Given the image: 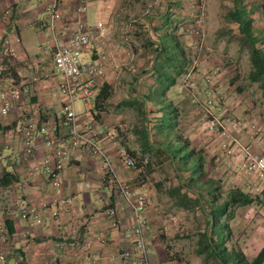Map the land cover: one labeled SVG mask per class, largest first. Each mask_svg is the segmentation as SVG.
<instances>
[{
    "label": "crops",
    "instance_id": "1",
    "mask_svg": "<svg viewBox=\"0 0 264 264\" xmlns=\"http://www.w3.org/2000/svg\"><path fill=\"white\" fill-rule=\"evenodd\" d=\"M51 3L52 0H0V18L5 10L10 11V17L0 22V51L5 40L16 51V56L11 59L2 58L0 55V93L13 86L26 85L29 88L26 95L11 104L6 115H0V153L4 156L3 161H0V218L5 223L8 235V242L0 245V255L5 256V264H91L92 257H97V261L93 264H120L118 255L129 249L131 244L130 235L133 227L131 210L115 194L111 183L107 180L104 181L101 167L96 160L86 153L72 151L68 164L60 174L58 190L49 185L45 175L41 172L42 165L49 161L51 163L52 157L38 136L35 142V154L32 157L19 161L13 160L14 156L20 154L23 149L21 131L28 119L32 118L38 125L46 124L59 131L58 120L63 99L59 91L60 80L54 72L52 61L51 50L54 40L51 33L41 27L47 20L48 7ZM79 3L80 0L62 1V20L57 24L55 30L57 39H62L60 33H64L63 39L65 40V35L75 31L72 26V15L76 14ZM118 9L119 3L114 0H89L84 13L80 16L76 14V17L78 16L89 25H95L103 20L116 25L118 21L114 13ZM164 10L159 16L151 17L148 22H151L153 26L160 23L166 24L168 16L166 13L170 10L168 7H165ZM110 29L111 31L105 35V41L113 58L119 64L129 62L131 67L128 69L123 66L121 69L115 70L111 66H107L92 100L94 108L96 109L95 105L97 104L104 106L109 99L104 101L101 97L102 88L107 86L112 89L117 85L125 84L124 80H127L125 75L129 72L128 70L133 76L134 91L130 101L142 100V97L152 93L157 96L167 89L165 96L167 97L166 102H169L171 100L170 88L174 86L168 88L169 79L165 80L164 78L165 76L171 77V71L167 69L160 70V72L155 70L152 64L154 58L149 70L142 71L143 68L138 71L137 68H142L144 61L147 62L149 59L148 50L143 47L137 48L135 56L132 50L121 46L122 41L118 38L113 39V28L110 27ZM154 34L155 40L161 32L157 31ZM17 39L19 40L18 44H16ZM132 60H135V65L131 64ZM158 77L164 80H159ZM160 100L155 98L150 104L155 106V101L159 102ZM157 107H159L158 104ZM77 112L80 114L81 124L86 125L88 117L83 112L82 105ZM100 113L101 116L96 118L94 123L107 125L108 119L104 111H100ZM103 136L107 152L119 178L130 184L133 189L141 191L145 196L148 221L145 232L146 243L154 261L163 260L166 258V253L163 252V249L158 251V238L153 230L155 221L158 219L155 212L159 210L154 202V199L159 195L157 193L158 179L148 181L146 178L144 180L141 174L142 167L136 170L126 168L120 162V155L122 151H126V148L119 144L118 139H109L108 133H104ZM226 152L234 157L235 150L233 148ZM169 155L166 156L169 157ZM132 156L130 157L136 160V157ZM240 167L238 166V171L246 180L242 181V186H245L241 191L245 192L253 177L246 175ZM35 168L39 170L36 171ZM154 170L157 174L158 166ZM213 171L216 173V170ZM4 174H8L7 179L13 177L14 181L3 185L1 178ZM217 184L214 185V189L222 183L218 182ZM201 188L204 190L202 195L206 201L211 187L204 185ZM181 194H184L182 189ZM20 195H23L30 204L37 208L41 218L40 225L30 230L27 237H23L26 223L19 219L17 212ZM260 204L263 206L262 202ZM109 208H115L117 211L115 228L111 225L112 219L110 220L105 215ZM204 210L202 207L203 213ZM210 210L212 211L211 208ZM260 213L262 219L260 216L259 218L263 221L257 229V232L261 229L260 246L256 250L251 247L256 240L254 235H251L245 242L246 247L241 249L245 256L249 255L247 252L250 247L251 252L254 250L252 257H255L260 247L264 246V214ZM53 214L56 216L53 217ZM204 215L206 216V214ZM236 217V215H231V221ZM170 218L174 220V218ZM159 222H163L162 219ZM224 225L227 223L221 225L223 242L226 232L231 233V225H227L228 228H225ZM224 247L227 245L224 244ZM155 251L158 252L156 255ZM167 264L176 263L168 262Z\"/></svg>",
    "mask_w": 264,
    "mask_h": 264
},
{
    "label": "rangeland",
    "instance_id": "2",
    "mask_svg": "<svg viewBox=\"0 0 264 264\" xmlns=\"http://www.w3.org/2000/svg\"><path fill=\"white\" fill-rule=\"evenodd\" d=\"M114 1L119 3V9L114 13L118 22L116 25L107 20L101 23L113 28L114 40L118 38L122 41L120 37L127 31L129 40L121 46L132 50L135 56L137 48L143 47L148 50L149 59L147 62L144 61L142 68H137L138 71L143 68L142 71H147L152 67L155 45L158 44L174 53L177 65L181 66L177 70L180 74L170 70L175 82L174 87L170 88L169 95L179 112L176 118L177 126L173 132L180 136L181 143L186 142L188 149H193L194 153L201 157V164L192 172V179L190 173L182 170L183 167L178 160L162 155L151 158L148 154H141L140 147L143 142L141 131L146 121L144 117L147 116L150 122H153L160 114H151L154 107L150 103L142 106V101L139 100L131 104L130 99L134 91L130 70L125 75L127 79L124 80L125 84L110 89L109 99L104 106L97 104L99 108L96 110L104 111L109 127L116 131L119 144L126 148L129 156L134 155L137 162L141 163L138 167H142V178L144 180L147 178L148 181L158 179L159 195L154 202L159 210L154 211L158 219L153 230L158 238V251L163 249L166 253V258L160 262L217 264L211 259L205 263V254L196 253L200 235L208 226V217L202 212V207L209 213L210 208L219 207L228 199L230 193L242 190L245 186H242V181L246 180L238 171V166H242L243 161L240 153L236 151L237 146L246 148L251 155L264 156V88L259 83L249 80L251 66L248 47L237 39V26L230 23L227 15L234 10L235 1L245 3L247 8L252 10L253 30L264 32V0H202L200 27L196 24L200 0ZM165 7L170 10L166 13L168 15L166 24L151 25L148 20L163 13ZM191 29H200L201 36H195ZM157 31L161 34L154 40V33ZM149 38L153 39L152 42ZM200 39L201 48L197 46ZM175 49L181 53L177 54ZM195 59L199 60L196 66H193ZM162 60L164 61V56ZM134 63L135 60H132L131 64L135 65ZM155 67H160L159 62ZM205 90L209 91L213 99L208 108L202 105L206 96ZM193 99L197 104H191L190 100ZM79 107L80 104L77 103V110ZM212 116L220 119L225 130L208 128ZM229 119H234L240 125L229 127ZM232 148L235 150L234 157L226 152ZM156 166L157 174L154 170ZM240 169L242 170L241 167ZM213 170H216V173ZM218 182L222 184L214 189ZM180 184L187 185L197 193L204 191L202 186H210L211 192L209 191L207 197L210 201L208 202V199L204 201L203 197L204 204L201 207L194 202L196 198L194 193L188 196L189 202L180 201L181 190L176 192ZM171 191L173 196L169 194ZM246 191L242 192L248 194ZM249 196L254 202L248 206H227L220 218V224L231 225V233L225 234L224 244L227 245L225 249L234 253L240 260L251 261L254 258L252 257L254 250L251 252V247L256 250L261 243V229L259 233L257 229L263 221L260 213L261 200L253 195ZM231 215L237 216L234 221H231ZM160 219L163 222H159ZM251 235L256 239L255 244L248 249L249 255L245 256L241 249L246 247L245 242ZM263 248L264 246H261L258 252ZM157 253L155 251V255ZM151 259L154 261L152 257Z\"/></svg>",
    "mask_w": 264,
    "mask_h": 264
},
{
    "label": "built area",
    "instance_id": "3",
    "mask_svg": "<svg viewBox=\"0 0 264 264\" xmlns=\"http://www.w3.org/2000/svg\"><path fill=\"white\" fill-rule=\"evenodd\" d=\"M63 0H52L48 7L47 20L41 25L48 30L54 40L52 47V61L54 72L58 76L59 91L62 97L61 111L59 117V131L50 128L46 124L38 125L30 118L22 127L21 137L23 149L20 154L14 156L13 160H25L35 154L37 136L42 141V145L50 152L52 162H45L41 167V172L45 175L49 185L54 189L60 188V174L68 164L72 151L86 153L89 157L96 160L101 167L104 181L111 183L112 188L117 196L131 210L133 220L132 232L130 235V248L118 255L120 264H167L160 261H153L146 243L145 232L148 226L146 217V199L141 191L133 189L130 184L121 180L113 166L112 160L107 152L104 141V133H108L109 139L116 138L117 134L106 124L96 125V118L101 116L100 111L96 110L92 100L96 94L101 79L104 76L107 66L115 70L123 66L130 68L129 62L119 64L112 56L105 35L111 31L103 23L98 22L95 25H89L87 22L79 19L78 16L86 10L87 1L80 0L76 9V14L72 15V26L75 30L71 34L65 35L60 33L57 39L55 32L57 24L62 20L61 4ZM199 5V15L196 24L202 23L203 4ZM10 17V11L5 10L2 13L0 22ZM198 28V27H197ZM195 36H201L200 29H191ZM122 43H127L129 38L127 31L121 35ZM19 40H16V44ZM199 48L202 47V39L197 43ZM0 55L2 58H14L16 51L10 43L5 40L2 44ZM199 59H195L194 65ZM213 76V75H212ZM211 76V77H212ZM29 92L26 85L13 86L9 90L0 93V115L8 113L11 104L19 101ZM207 94L203 101L204 106L212 104L213 99ZM83 107V112L87 114L88 121L86 125L80 122V114L77 112L76 104ZM229 127L239 126L240 123L234 119L228 120ZM210 130H225L221 125L220 119L212 116L208 122ZM225 131H223L224 133ZM238 153L242 157V170L246 175L253 177L251 183L246 187L248 194L258 197L262 202V214H264V156L251 155L250 152L242 147L237 146ZM4 156L0 153V161ZM120 162L128 169H138L137 161L130 157L126 151H122ZM146 163V161H144ZM36 171L39 169L35 168ZM17 212L19 219L26 223V230L23 237L29 236L30 230L40 225L41 218L35 206L30 204L27 199L20 195L17 202ZM116 209L109 208L105 215L112 219V227H116ZM56 214H53L55 217ZM8 242V235L4 221L0 218V245ZM97 261V257H92L90 263ZM0 264H5V256L0 255ZM56 264V263H52Z\"/></svg>",
    "mask_w": 264,
    "mask_h": 264
},
{
    "label": "trees",
    "instance_id": "4",
    "mask_svg": "<svg viewBox=\"0 0 264 264\" xmlns=\"http://www.w3.org/2000/svg\"><path fill=\"white\" fill-rule=\"evenodd\" d=\"M230 23L237 26L238 40L243 44L247 45L249 52V62H250V72L249 80L251 82H257L264 88V32H255L253 30V20H252V10L247 8L245 3L240 1H235L234 10L230 11L227 15ZM149 41L152 42V39L149 38ZM151 44V43H150ZM176 50V49H175ZM177 54L181 51L176 50ZM156 56L154 57V66L153 68L158 70H171L177 71L180 65H177V58L174 53L167 51V48L162 44H158L155 48ZM164 56V61L162 60ZM159 62L160 67H155ZM180 64V63H178ZM178 66V67H177ZM164 67V69H162ZM163 73V71H162ZM180 74V72L178 73ZM164 77V76H163ZM159 80L169 79V87L174 85L173 76L166 77L163 79L158 77ZM206 79V78H205ZM209 81V80H207ZM110 88L104 86L100 92L103 100H107L110 96L108 92ZM167 89L162 91V94L157 96L148 94L145 97H142V106H147V103H150L155 98L160 100L155 101L154 110L151 112L153 115L160 114L158 119L153 120V122L146 117L145 127L142 129V143L140 147V152L142 155H149L152 157H157L159 155L166 156L170 154L169 157L172 160H178V162L183 167L182 170L186 173H190L192 179V172L200 165L201 157L194 153L193 149H188L185 143H181L180 136L175 134L173 131L177 126L176 118L178 117V110L173 105V102L170 100L167 101L165 96ZM209 94L208 90H205L204 95ZM191 104L195 105L196 100H190ZM131 104L134 101H130ZM158 102V103H157ZM157 104L159 107H157ZM96 108H99L95 105ZM208 108V107H207ZM142 160V159H141ZM144 162V161H143ZM190 162H192L190 164ZM138 165L141 163L137 162ZM139 168V167H138ZM179 172V171H178ZM178 175V174H177ZM8 174H4L1 178L3 185L10 184L14 181L13 177L7 179ZM7 179V180H6ZM203 187V186H202ZM184 190V194L180 196V201L189 202L188 194L194 193L196 196L195 203L199 206L203 203L202 193H197L193 191L187 185L180 184L176 189V192L179 190ZM208 191V190H207ZM210 193V192H209ZM173 196V192L169 193ZM254 200L247 193H243L241 190H236L233 193L228 195V199L217 208L212 209L210 213L204 211V214L208 217V226L206 231L200 235V240L198 242V248L196 253L198 255L205 254L204 262L206 263L209 259L215 261L217 264H263L264 263V248L258 252V254L251 260L238 259L235 257L234 253L228 252L224 247L222 229L220 224V218L223 216L228 205L232 206H248L252 204ZM188 204V203H187ZM225 228H228L227 225H224ZM223 227V226H222ZM220 247V248H219Z\"/></svg>",
    "mask_w": 264,
    "mask_h": 264
}]
</instances>
